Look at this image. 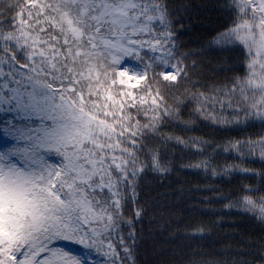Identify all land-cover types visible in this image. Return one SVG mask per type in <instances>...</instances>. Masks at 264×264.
<instances>
[{"label": "snow or ice", "instance_id": "snow-or-ice-1", "mask_svg": "<svg viewBox=\"0 0 264 264\" xmlns=\"http://www.w3.org/2000/svg\"><path fill=\"white\" fill-rule=\"evenodd\" d=\"M0 264H264V0H0Z\"/></svg>", "mask_w": 264, "mask_h": 264}, {"label": "trees", "instance_id": "trees-1", "mask_svg": "<svg viewBox=\"0 0 264 264\" xmlns=\"http://www.w3.org/2000/svg\"><path fill=\"white\" fill-rule=\"evenodd\" d=\"M191 3L194 5H207L211 4L212 0H191ZM216 14L213 12L203 11L199 14V16L196 18V20L193 21L194 27L191 30V32L185 30L184 32V38L185 39H191L195 37H199V39H207L212 35V30L215 27V25L219 22L215 19ZM218 30V29H216ZM209 56L215 57L217 53H208ZM213 64H215V60H213ZM221 76L223 73L220 74ZM207 124H210L211 122H205ZM228 127V126H225ZM259 126L254 128H239L228 132H217L216 135L218 138L227 136L232 137H240L242 134L247 136L249 132H255L257 131ZM209 128H206L204 124L201 125V127L197 130L198 134H202L204 132L209 131ZM233 156L232 154L225 152L223 147H221V155L217 157V161L220 164H226L229 161H232ZM247 166V165H246ZM253 167H258V165H252ZM175 175V174H173ZM184 180L186 181L185 187H188V184L196 185V184H210L215 185L218 188L222 187L225 191L229 190L230 185H236L238 184L241 179H243L245 182H247V177H241L239 174L233 176L231 180L229 181L227 177L224 179H215V180H209L205 181L200 179L194 172H186L183 176ZM201 195H210V193H202ZM188 207H195L198 209L197 212H185L182 214V219L180 221V231L183 233V224L186 222L190 223H197L198 221H210L215 220V216H211L207 214V211L204 209V207L199 204L189 201L187 202ZM226 222L228 225L231 226V229H234V231L229 230L227 235H222L225 232V226L222 225L220 228L216 229L211 235H209L207 232L203 234V239L197 240L194 243V246H196L199 249V246L202 244L203 249L205 251H214L216 249L221 248L223 245L227 244L230 239H239L242 235H247L249 232H252L253 235L259 234V227L257 225H254L251 220L247 216H240L235 214V210H233L232 214L228 215L226 218ZM177 225H173V228H176ZM167 234V233H166ZM179 242L173 241V243Z\"/></svg>", "mask_w": 264, "mask_h": 264}]
</instances>
